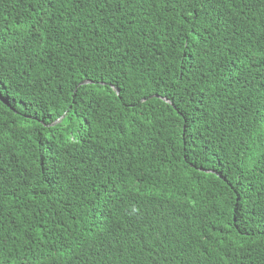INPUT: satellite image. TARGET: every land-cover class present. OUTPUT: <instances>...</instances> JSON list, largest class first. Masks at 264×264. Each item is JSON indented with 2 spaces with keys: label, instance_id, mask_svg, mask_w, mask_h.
<instances>
[{
  "label": "trees",
  "instance_id": "1",
  "mask_svg": "<svg viewBox=\"0 0 264 264\" xmlns=\"http://www.w3.org/2000/svg\"><path fill=\"white\" fill-rule=\"evenodd\" d=\"M0 93V264H264V0H0Z\"/></svg>",
  "mask_w": 264,
  "mask_h": 264
},
{
  "label": "water",
  "instance_id": "2",
  "mask_svg": "<svg viewBox=\"0 0 264 264\" xmlns=\"http://www.w3.org/2000/svg\"><path fill=\"white\" fill-rule=\"evenodd\" d=\"M84 83H87V82H84ZM116 91L118 92V89H116ZM165 99V98H164ZM63 117H60L57 121H61Z\"/></svg>",
  "mask_w": 264,
  "mask_h": 264
},
{
  "label": "snow or ice",
  "instance_id": "3",
  "mask_svg": "<svg viewBox=\"0 0 264 264\" xmlns=\"http://www.w3.org/2000/svg\"><path fill=\"white\" fill-rule=\"evenodd\" d=\"M0 96H2V93H0Z\"/></svg>",
  "mask_w": 264,
  "mask_h": 264
}]
</instances>
